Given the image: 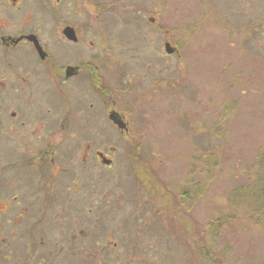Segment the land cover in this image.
<instances>
[{"label":"rangeland","instance_id":"rangeland-1","mask_svg":"<svg viewBox=\"0 0 264 264\" xmlns=\"http://www.w3.org/2000/svg\"><path fill=\"white\" fill-rule=\"evenodd\" d=\"M69 1L73 9L78 4L83 10L81 19L69 15L73 23L92 15L89 0ZM107 1L112 0H100ZM117 2L116 26L111 27L110 12V27L90 31L92 42L96 38L104 43L92 46L89 55L95 63L99 60L100 67L104 61L111 66L103 75L119 112L130 122V140L114 130L115 140L100 145L115 150L113 167L99 168L92 176L73 159L77 148L73 157L69 150V165L58 164V168L68 171L66 185L77 189L86 182L89 205L80 195L61 201L72 206L76 239L66 235L61 245L47 249L51 254L43 256V261L35 257L29 264H205L202 254L210 264H264V222L229 220L219 238L209 241L201 233L219 213L226 215L229 200L254 182L260 163L264 166V0ZM20 11L16 12L12 0H0V33L16 35L21 21H30L26 30L39 26L46 34L43 43L51 46L47 13L34 16L31 12L23 20ZM165 42L179 54L166 56ZM49 51L51 55L52 46ZM34 54L23 44L8 50L0 47V68L17 71L25 62L39 64ZM116 66L121 67L120 74ZM117 74L122 82H132L120 94L114 89ZM10 80L18 87L22 79ZM3 94L6 90H0V104L8 100ZM51 101L52 109L69 108L67 136L76 141V103L59 104L54 95ZM95 101L99 103L98 96ZM12 110L0 105V148L4 138L10 149L33 142L18 143L14 132L5 133ZM211 155L216 157L215 168L209 167ZM15 156L0 153V180L9 185L24 173L15 168ZM25 174V178L33 176ZM73 181L78 185L73 186ZM90 185L96 187L91 190ZM187 189L196 195L180 201L179 193ZM104 195L107 200L103 201ZM143 199H150L151 214L140 202ZM237 210L241 215L246 212L240 206ZM159 227L164 229L161 234ZM60 229L68 233L72 226ZM59 235H44V241H57ZM131 240L144 252L130 253ZM0 245V264H15L17 258L22 264L21 246L16 257Z\"/></svg>","mask_w":264,"mask_h":264},{"label":"flooded vegetation","instance_id":"flooded-vegetation-1","mask_svg":"<svg viewBox=\"0 0 264 264\" xmlns=\"http://www.w3.org/2000/svg\"><path fill=\"white\" fill-rule=\"evenodd\" d=\"M12 3L16 12L21 13L20 10H23V20L24 16L31 12L34 16L47 13L45 18L48 19L50 26L47 40L52 43L53 51L50 55L51 46L43 43L41 38H44L46 34L38 30L39 26L36 25L35 29L30 31L26 30L30 21L27 23L21 21L20 32L13 35L14 37L8 33H0V47L8 50L23 44L30 47L35 53L36 60H39V64L33 61L27 63L24 58V65L17 71H12L9 67L5 70L0 68V90H6V95L2 96L8 99L0 105L13 108L9 114L12 119L5 126L8 128L5 133L14 132L18 143L27 139L33 140L32 143L23 147L16 145L10 149L6 144L8 139L4 138L5 144L0 148L3 150L1 154L16 153L15 168L24 171L20 178L16 177L13 185L0 180V191L6 192L0 195V244L7 246L9 255L13 253L16 257L21 246L22 264H29L32 258L35 262V257H39L38 262L43 261V256L51 254L47 249L61 245L64 241L61 238H65L66 235H70L71 240L76 239L72 206L63 205L61 201L67 203L71 196L80 195L85 206L89 205L86 182L85 186L77 189L66 185L68 171L66 173L65 169H59L58 164L69 165V150H72V156L77 148V158L72 157L79 162L86 174L89 173L92 176L99 168L111 169L115 150L111 147L107 150L101 149L100 145H108L115 140L114 130L120 137L129 141L130 122L123 113L119 112L117 103L114 101L113 89L103 75V71L111 67L109 62L104 61L100 67L99 60H97L98 65L89 55L92 46L101 47L104 43L103 40L97 41L94 37L95 40L92 42L90 31L93 28L110 27L112 20L109 16L110 12L113 16L111 27L116 26L114 15L116 9H119L117 0L103 2V4L100 0H89L88 6L93 9L92 15H85L81 22L77 23H73L69 15L72 14L77 19H81L82 7L75 4L76 8L73 9L69 0H12ZM96 36L100 37V33L96 32ZM34 42L42 51L41 54L36 51ZM115 68L120 74L121 67ZM114 73H117L116 70ZM13 76L19 80L22 79L18 82V87H15L10 80ZM33 76L35 78L29 81ZM117 80L114 89H117L119 94L122 87L132 84L130 80L122 82L118 74ZM50 82L54 83L51 87H49ZM35 91L40 93H33ZM53 95L59 104L72 102V100L76 103L77 112H75L78 116L75 119V125L79 136L76 141L72 140L73 136H70L71 140H68L67 136L71 127L70 124L67 125L70 110L65 106L52 109ZM96 96L99 103L95 101ZM37 108L40 111L36 110ZM112 112L117 114L123 128H119L111 121L109 116ZM85 114L88 117L84 118ZM0 126H2V118H0ZM87 164L88 167H86ZM27 172L33 176L25 178ZM6 175V173L2 174L1 177ZM100 177L97 185L100 184ZM77 185L78 183L73 181V186ZM93 187L96 186L90 185L91 190ZM104 200H107L105 195ZM149 201V199L140 200L142 204L148 206L151 214L154 207L148 205ZM72 205L74 208V204ZM82 206L84 207L83 204ZM61 213L63 217H59ZM65 224L72 226V230L68 233L60 229V226ZM55 230L60 234V239L58 238L57 241L48 239V242H45L44 235L56 233ZM130 243L133 246L129 250L130 253H139L138 250H141V253L144 252L136 240H131ZM105 250L108 251V249ZM6 259L10 260L9 257ZM15 264H19L18 258Z\"/></svg>","mask_w":264,"mask_h":264},{"label":"trees","instance_id":"trees-1","mask_svg":"<svg viewBox=\"0 0 264 264\" xmlns=\"http://www.w3.org/2000/svg\"><path fill=\"white\" fill-rule=\"evenodd\" d=\"M263 157L264 156H261V158ZM208 161L211 163V166L209 167H216L217 161L215 156H208ZM205 172L209 173L208 171ZM193 194L196 195L195 192L190 193L189 189L181 191L179 193V199L180 201L189 200L193 197ZM234 196H236V198L229 200L228 202L230 206L229 210L226 209V215L219 213L215 217L216 219L209 223L207 228L201 232L206 241H209V239L213 237L219 238V235H221L225 228L231 224L227 223L229 220L232 221L236 218H244L250 221H256L255 224H261L264 222V166H262L261 163L254 182L248 188L237 190L233 197ZM239 206L242 207L243 210H246L244 215L239 214L237 210V207ZM162 232H164V229L161 230L160 228L158 234H161ZM202 258H204L203 260L205 264H210L211 260L207 259L205 254H202Z\"/></svg>","mask_w":264,"mask_h":264},{"label":"water","instance_id":"water-1","mask_svg":"<svg viewBox=\"0 0 264 264\" xmlns=\"http://www.w3.org/2000/svg\"><path fill=\"white\" fill-rule=\"evenodd\" d=\"M31 38V37H29ZM32 39V38H31ZM34 45H35V48H36V51L39 52V54L42 53V51L40 50V48L38 47L37 43L34 42ZM165 53L168 55V54H172V53H176L177 52L175 51V49L173 47H171L169 44H165ZM43 55H41L42 57ZM109 118L111 119V121L116 125L118 126L119 128H123V124L119 122V119H118V116L115 112H112L109 116Z\"/></svg>","mask_w":264,"mask_h":264}]
</instances>
